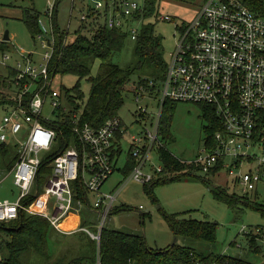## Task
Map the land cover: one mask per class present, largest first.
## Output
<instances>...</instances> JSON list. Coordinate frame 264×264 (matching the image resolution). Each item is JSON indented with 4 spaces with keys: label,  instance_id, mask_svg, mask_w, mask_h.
<instances>
[{
    "label": "built area",
    "instance_id": "1",
    "mask_svg": "<svg viewBox=\"0 0 264 264\" xmlns=\"http://www.w3.org/2000/svg\"><path fill=\"white\" fill-rule=\"evenodd\" d=\"M77 4L81 9L86 7L79 18L81 24L90 26L104 13L107 27L120 28L136 40L139 22L143 20V8L137 0H71L70 13ZM57 6V0H49L48 8L38 17L40 31L34 38L45 48L43 61L35 65L29 54H21L25 65L18 62L2 92L6 112L0 123V145L17 140V144H12L17 158L8 172L13 174L18 195L15 200H0V222L16 219L25 210L45 216L62 233L83 231L100 240L104 219L112 211L119 192L117 189L103 193L101 188L116 170L124 127L119 116L94 127L82 123L76 112L70 114L69 120L62 115L61 111L69 108L61 88L53 86L56 71L53 73L50 66L70 39L71 25L69 20L67 27L62 28L57 21L60 31L55 35ZM137 14H141L138 19ZM162 19L171 17L164 15ZM178 26V39L170 52L164 78L158 84L156 115L148 114L140 106V114L148 118L151 129L144 128L132 138L130 155L135 164L124 182L134 179L147 184L162 176L163 168L152 160V153L156 144L163 142L159 122L164 103L169 100L213 107L221 123V129L215 133V145L208 148L205 144L202 155L186 161L199 165L205 173L222 162L234 183L241 184L248 195L264 183V16L252 11L244 0H204L194 20L183 29ZM7 58L9 55L5 54L3 64ZM155 83L148 81V87L156 86ZM133 88L136 100L147 91L139 82ZM47 103L54 118L43 113ZM46 122L60 123L71 132L63 148L56 129ZM22 134L25 138L20 140ZM56 149L50 160L51 172L40 188L36 176L42 160ZM3 172L0 168V181ZM76 183L94 197L91 208L103 218L99 226L95 225L97 231L81 225H63L84 204L77 195ZM31 193L35 199L39 195L47 198L48 212L33 210L31 203L23 202ZM241 231L260 241L264 249V226Z\"/></svg>",
    "mask_w": 264,
    "mask_h": 264
},
{
    "label": "rangeland",
    "instance_id": "2",
    "mask_svg": "<svg viewBox=\"0 0 264 264\" xmlns=\"http://www.w3.org/2000/svg\"><path fill=\"white\" fill-rule=\"evenodd\" d=\"M137 1L140 7H145L146 0ZM86 3L88 2L86 1ZM203 3L204 0H156L152 13L139 22L140 28L143 24H153V35L159 39V51L165 61L169 60L170 52L174 49L178 39L177 25L192 22ZM48 6L49 0H0V41L3 40L5 32L8 31L9 39L6 41L10 48L0 50V81L3 80L0 82L1 100L2 92L5 89L4 81L11 77V71L18 67V62L23 66L25 65L21 54H29L35 65H39L43 61L45 48L27 28L22 19V12L25 8H35L40 14H44ZM84 11H86V7L81 9L80 5L77 4L70 13L71 0H58V22L60 27L66 28L70 20V39L76 37L77 30L81 25L79 18ZM164 15H169L171 20H163L162 16ZM136 23L138 25V21ZM80 32L86 33L87 29L81 28ZM136 46L137 41L131 39L127 34L122 48L113 55V61L124 69L132 70V75L131 81L126 85L123 92L124 102L118 111V116L124 127L120 139L122 153L117 161L116 170L101 188L103 193L113 192L117 189L119 192L113 202L112 211L107 214L103 223L110 228L140 234L145 237L147 244L152 248L164 249L176 241L167 215L177 214L185 218L209 220L217 224L214 242L182 238H178L177 242L193 246L203 253L212 250L226 256L241 257L257 264H264V255L250 248L245 233L241 231L242 228L248 231L259 225L264 226V212L262 211L264 209V183L260 184L256 191L246 195L243 186L234 183L233 176L227 172L228 168H222L221 172L216 175H207L201 170L194 172V174H186L181 176L179 180L155 184L151 191L148 189L149 185L137 180L124 182L128 176L126 165L130 157L132 138L144 128L151 129L148 118L140 114V106L145 107L147 113L153 116L156 115L159 108L158 84L160 81L158 80L152 92L144 91L136 100L133 84H137L142 78H150L152 72L146 63L138 67L139 59ZM5 54L9 55V58L3 64L2 60ZM98 67L99 61H96L92 66V75L98 72ZM77 78L78 76L74 74L62 75L60 72H56L53 86L73 89ZM89 86L86 78L80 80L83 101L88 98ZM175 103L172 110L170 136L162 138V141L178 158L193 160L202 155L206 137L205 125L208 124L209 120L203 118L201 105L188 102ZM5 112V103L0 101V123ZM43 113L45 116L54 118L49 103L44 106ZM19 138L20 140L24 139L25 134L20 135ZM11 143L17 144V140L14 139ZM152 160L157 166L161 165L156 150L152 153ZM206 176L210 181L204 182L202 180ZM219 186L224 188L230 196L239 198L235 206H230L215 197L214 193L219 190ZM17 195L18 189L14 184L13 174L6 169L0 181V200H15ZM93 198L91 194L90 201ZM246 199L260 206H254L248 203ZM44 201H47V198L44 195H39L30 206L33 210L40 211L39 204L44 203ZM41 212H48V207ZM86 217L94 226H99L100 222L103 221L101 213L92 215V218L88 215ZM77 233L65 235L60 240L55 237L51 238L49 242L53 255L56 257L61 252H65L68 246H76L80 240L79 233ZM53 236L57 235L53 234ZM256 242L261 245L260 241L256 240Z\"/></svg>",
    "mask_w": 264,
    "mask_h": 264
},
{
    "label": "trees",
    "instance_id": "3",
    "mask_svg": "<svg viewBox=\"0 0 264 264\" xmlns=\"http://www.w3.org/2000/svg\"><path fill=\"white\" fill-rule=\"evenodd\" d=\"M155 1L146 0L142 11L143 18L152 13L155 8ZM244 2L252 11L264 16V0H244ZM39 15L40 13L35 8H25L22 12V19L33 37L40 31ZM140 15H135V18L138 19ZM105 19L106 15L103 13L97 16L90 26L85 23L81 24L76 37L68 40L61 48L60 53L54 56V64L52 63L50 66L52 71L60 72L62 75L74 74L78 76L73 89L61 88L67 106H70L67 111H61L62 115L69 120L70 114L76 112L79 114L82 123H88L94 127L118 116L119 108L124 102L123 92L126 85L131 81L132 75V70L124 69L113 61V55L122 48L127 33L120 28L107 27ZM54 20L55 23L58 21L56 13ZM185 26L186 24L183 23L178 28L183 29ZM81 28L87 29V32L81 33ZM58 31H60V27L56 23V36H58ZM153 32V24H143L136 38L138 67L146 63L152 70L150 78H142L139 83L144 84L147 90L151 92L156 86L148 87V81H161L164 78L168 62L165 61L159 51V39L154 37ZM8 48V42L1 40L0 50ZM96 61H99L98 72L92 75V66ZM13 75L14 72L11 71V76ZM82 78H86L90 84L89 95L85 101L82 100L83 93L80 90ZM4 84H6V80ZM0 101L5 103V100L0 99ZM175 104L169 100L164 103L159 122L161 138L170 136L172 110ZM198 105L202 107L203 118L209 120L208 124L205 125V144L211 148L215 145V133L221 129V123L212 106ZM46 124L56 129L58 143L60 148H63L64 141L69 140L72 136L69 129L60 123L46 122ZM57 150L46 155L42 160L36 176L40 188L51 172L50 160L55 156ZM155 150L163 168L162 177L145 184L149 185V191L155 184L179 180L183 175L200 171L199 165L178 158L167 148L164 142L156 144ZM117 153H121V150H118ZM16 158L17 152H14L12 144L3 143L0 145V168L3 171L9 170ZM134 164L135 160L130 155L126 165L128 174ZM222 168L223 164L219 162L206 174L216 175ZM163 175L167 176L163 177ZM202 180L204 182L210 181L207 176ZM76 187L77 195L84 200L80 224L83 227H89L91 231H97L96 226L91 225L90 220L86 217V215L91 217L89 213L93 214L90 195L78 186V183H76ZM214 194L217 199L228 203L230 206H235L239 201V198L230 196L220 186ZM34 199L35 195L31 193L23 202L30 204ZM247 202L254 206L259 205L251 203L249 200ZM262 211L264 212V209ZM167 220L176 241L164 249L152 248L147 244L145 237L140 234L127 233L104 225L101 229L100 240H95L86 232L80 231L78 232L80 239L78 244L68 246L65 252H61L55 257L51 251L49 240L53 237L60 240L67 234L57 231L45 216L22 210L16 219L0 222V264H257L241 257L226 256L212 250L203 253L193 246L177 242L178 238L214 242L217 226L215 222L185 218L177 214L167 215ZM53 234L57 236H53ZM247 240L252 250L264 255L263 247L256 242L255 238L247 237Z\"/></svg>",
    "mask_w": 264,
    "mask_h": 264
},
{
    "label": "crops",
    "instance_id": "4",
    "mask_svg": "<svg viewBox=\"0 0 264 264\" xmlns=\"http://www.w3.org/2000/svg\"><path fill=\"white\" fill-rule=\"evenodd\" d=\"M9 44V43H8ZM17 151V149L16 148H14V152H16ZM121 153H122V151H121ZM121 153H120V155H121ZM120 155H119V157H120ZM119 159V158H118ZM222 170V169H221ZM221 170L219 171V172H221ZM218 172V173H219ZM217 173V174H218ZM91 196V195H90ZM40 206H39V210H40V212L41 211H44V209L46 208V206H47V204H46V201H44V203H41V204H39ZM91 210H92V212H93V214H90L89 213V215L91 216V218H92V215H94V214H97L98 212H96L95 210H93L92 208H91ZM81 211L79 212V213H76V212H74V213H72V214H70L67 218H66V220H65V225H66V227H74V225L75 226H80L81 224ZM67 235H69V234H67Z\"/></svg>",
    "mask_w": 264,
    "mask_h": 264
},
{
    "label": "water",
    "instance_id": "5",
    "mask_svg": "<svg viewBox=\"0 0 264 264\" xmlns=\"http://www.w3.org/2000/svg\"><path fill=\"white\" fill-rule=\"evenodd\" d=\"M9 39V35H8V31L5 32L4 36H3V40L6 41ZM39 193V190H38V186H37V191L35 193V195L37 196ZM174 240H175V236H174Z\"/></svg>",
    "mask_w": 264,
    "mask_h": 264
},
{
    "label": "bare ground",
    "instance_id": "6",
    "mask_svg": "<svg viewBox=\"0 0 264 264\" xmlns=\"http://www.w3.org/2000/svg\"><path fill=\"white\" fill-rule=\"evenodd\" d=\"M63 225L66 226V225H65V222L63 223Z\"/></svg>",
    "mask_w": 264,
    "mask_h": 264
}]
</instances>
